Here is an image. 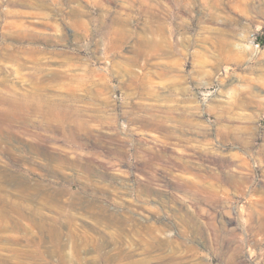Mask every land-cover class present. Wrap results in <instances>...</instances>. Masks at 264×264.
<instances>
[{"label":"rangeland","instance_id":"obj_1","mask_svg":"<svg viewBox=\"0 0 264 264\" xmlns=\"http://www.w3.org/2000/svg\"><path fill=\"white\" fill-rule=\"evenodd\" d=\"M0 264H264V0H0Z\"/></svg>","mask_w":264,"mask_h":264}]
</instances>
